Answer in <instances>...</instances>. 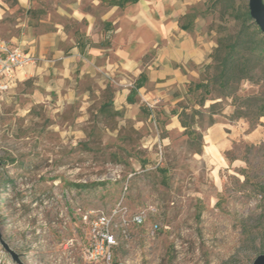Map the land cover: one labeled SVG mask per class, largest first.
Instances as JSON below:
<instances>
[{
  "label": "rangeland",
  "instance_id": "obj_1",
  "mask_svg": "<svg viewBox=\"0 0 264 264\" xmlns=\"http://www.w3.org/2000/svg\"><path fill=\"white\" fill-rule=\"evenodd\" d=\"M246 7L249 0H206L189 12L198 19L194 28L217 47L239 32L234 15ZM212 63L191 67L195 75L182 97L213 76L205 69ZM263 67L254 81H242L240 99L208 96L199 132L206 134L214 115L234 137L220 154L173 127L179 103L150 107L134 97L121 105L114 87L88 75L69 102H24L32 80L15 87L0 101L5 243L24 264H93L84 258L80 214L153 207L146 227L131 228L130 239L120 242L115 264H252L264 254ZM201 92L181 103L193 107ZM235 111L247 117L234 120ZM155 222L159 233L150 238L146 228ZM0 264H18L1 244Z\"/></svg>",
  "mask_w": 264,
  "mask_h": 264
},
{
  "label": "crops",
  "instance_id": "obj_2",
  "mask_svg": "<svg viewBox=\"0 0 264 264\" xmlns=\"http://www.w3.org/2000/svg\"><path fill=\"white\" fill-rule=\"evenodd\" d=\"M205 1L0 0V39L42 59L18 72L0 101L32 80L34 91L24 102H69L88 75L104 88L114 87L121 105L134 97L150 107L177 104L195 75L191 67L211 62L215 41L181 27L190 9ZM172 117L173 127L181 128ZM225 134L222 123L209 128L207 150H229L234 137Z\"/></svg>",
  "mask_w": 264,
  "mask_h": 264
},
{
  "label": "trees",
  "instance_id": "obj_3",
  "mask_svg": "<svg viewBox=\"0 0 264 264\" xmlns=\"http://www.w3.org/2000/svg\"><path fill=\"white\" fill-rule=\"evenodd\" d=\"M197 19L196 15L188 14L182 19V26L185 30L191 32L194 30L193 23ZM234 19L241 25L239 32L235 35H231L226 40L218 42V46L212 51V65H206L205 69L209 72H215L211 78L199 82L197 85L189 86L187 96H176L180 99H188L191 102L189 95L195 91L201 89V93L195 100L193 107L190 103L183 105L181 101L177 105L178 110L175 115L178 117L181 128L185 130L184 135H188L189 139L203 141L204 134L199 132L201 128L199 121L201 116L204 115V109L209 100L208 96L213 92L220 95L221 98L228 99L234 98L240 99L236 94L239 91V87L242 81H254L255 74L260 67L264 65V36L261 34L260 29L254 24L250 10L246 7L240 11H237L234 15ZM264 68V67H263ZM215 104L209 109H213ZM106 108V107H105ZM104 108V109H105ZM264 117V115H261ZM243 113L235 111L233 119H242ZM212 115L207 126L211 128L214 124L218 123ZM198 119V120H197ZM202 147L197 154H200ZM90 185H79L78 188L86 189Z\"/></svg>",
  "mask_w": 264,
  "mask_h": 264
},
{
  "label": "built area",
  "instance_id": "obj_4",
  "mask_svg": "<svg viewBox=\"0 0 264 264\" xmlns=\"http://www.w3.org/2000/svg\"><path fill=\"white\" fill-rule=\"evenodd\" d=\"M40 61V57L0 39V99L10 91L18 72L37 67ZM151 209L153 207L129 213L126 208L117 207L110 213L80 214L86 228L85 260L93 264H115L120 242L130 239L131 228L146 227L151 220ZM146 230L150 238H155L159 233L158 222L150 224Z\"/></svg>",
  "mask_w": 264,
  "mask_h": 264
},
{
  "label": "water",
  "instance_id": "obj_5",
  "mask_svg": "<svg viewBox=\"0 0 264 264\" xmlns=\"http://www.w3.org/2000/svg\"><path fill=\"white\" fill-rule=\"evenodd\" d=\"M249 10L250 16L255 24H257L264 34V0H249ZM3 166V163L0 162V167ZM0 244L3 249H5L11 256L12 260L18 264H24L20 256L15 253L3 240V234L0 231ZM252 264H264V254H261Z\"/></svg>",
  "mask_w": 264,
  "mask_h": 264
}]
</instances>
